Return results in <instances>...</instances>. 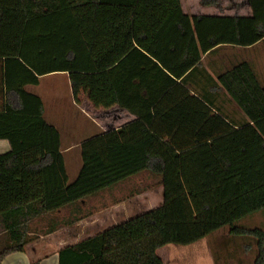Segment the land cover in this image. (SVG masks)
<instances>
[{
  "label": "trees",
  "instance_id": "16d2710c",
  "mask_svg": "<svg viewBox=\"0 0 264 264\" xmlns=\"http://www.w3.org/2000/svg\"><path fill=\"white\" fill-rule=\"evenodd\" d=\"M247 3L250 17H189L179 0H0V264L60 223L34 231L39 220L144 172L162 204L60 249L58 264H163L158 249L223 228L252 238L264 264V232L236 225L264 211V85L246 62L206 78L242 112L237 123L192 83L205 54L264 39V0ZM61 73L75 98L135 117L81 143L72 182L59 131L26 90Z\"/></svg>",
  "mask_w": 264,
  "mask_h": 264
},
{
  "label": "crops",
  "instance_id": "0c3cea01",
  "mask_svg": "<svg viewBox=\"0 0 264 264\" xmlns=\"http://www.w3.org/2000/svg\"><path fill=\"white\" fill-rule=\"evenodd\" d=\"M215 1H216L215 5L205 6L201 3V0H179L181 11L183 12L184 15H187L189 17H194V16L250 17L251 16V11L247 3V0H215ZM243 62L249 63L253 67V70L256 73L259 82L262 85H264V39L253 47L239 48V47L224 46L205 54L200 61V69H201L200 72H196L192 79V83L195 85L197 84L200 90H202L203 92H207L212 98L216 97V100H214V105L216 108L222 110V112L225 115H227L232 122H237V123H242L245 121L242 112L232 101H230L229 97L226 96L224 90H222L220 87H213L214 85L212 84L210 79L208 80L207 84L205 83L207 77L210 76V78L213 81H216L218 74L223 73L226 70L231 69L232 66ZM61 74H63V76H66L68 79V84L70 88L69 98L71 101L70 103L71 106L74 107L77 111H79L88 119L86 121L83 119L82 122L83 124L87 125V123H90L93 126L91 130H89L88 133L85 135L86 137L84 139L74 143L70 141H65V143L63 144L60 135L61 152L63 154L66 172L68 174L69 170H71V172L78 174V170L80 169L81 166L80 154H79V147L81 143L100 133L107 132L109 130H116L124 125H127L132 121H134L135 117L128 114L124 110L118 108L117 105L112 106L108 109L94 108L88 102L86 97L85 99L80 98L82 92L79 93L78 96L75 98L73 96L72 87L69 82V74L68 73H61ZM55 75L57 76L60 74L44 76L40 79V83L41 80H43L44 78H48L50 76H55ZM31 88L32 87H26V90L30 91ZM43 107H44L43 116L45 118L46 110L44 103H43ZM88 113L92 115L94 118H91L88 115ZM45 120L47 121L46 118ZM47 122L53 125L49 121ZM67 123L70 122L68 121ZM8 150H9L8 143L6 141H0V154H4L8 152ZM75 178L76 176L74 177V179ZM68 181L72 182L69 176H68ZM139 196L140 195L138 194L134 195V197L136 198ZM86 205H87L86 200H83L78 203L79 209L78 207L67 208V215H66L67 217L65 222H69L72 220L74 221L73 223L64 224V221H58L60 223L59 226L56 228V230L47 234H41V233L36 234L37 238L31 241L30 243H28L25 246L23 252L11 253L7 255L1 261V264H33L36 262L37 264H58L57 253L60 249L81 241L82 239L79 241L76 240H78L79 236L85 234L84 232L86 228L85 226L91 227L92 229L93 226L100 225L103 222L106 221L113 222L112 220L115 219V213H116L115 209L117 210L120 209V207H122L123 204L116 203V204H108L107 206L101 205L97 210L96 209L91 210L87 208L89 212H85ZM62 210H59L57 212L60 213ZM43 219L44 220L42 222H40L42 220L41 219L36 223L34 231H39L44 229L45 223L48 226H50V224L52 225L54 222H57V221H53V218H49V216H46ZM60 230H63L64 237H68L70 235L69 237H72L74 239L75 236V238L77 239L70 243L64 240L56 239V236L58 235V233H60L59 232ZM211 235H214V233ZM217 247H219L221 252L224 246L217 245ZM209 248L212 250L213 248H216V246L209 245ZM220 258L222 260L226 258L229 259L231 257H226V255H223Z\"/></svg>",
  "mask_w": 264,
  "mask_h": 264
},
{
  "label": "rangeland",
  "instance_id": "374dc122",
  "mask_svg": "<svg viewBox=\"0 0 264 264\" xmlns=\"http://www.w3.org/2000/svg\"><path fill=\"white\" fill-rule=\"evenodd\" d=\"M29 92L42 99L46 110L45 118L57 127L63 144L65 141L72 143L81 141L93 127L90 123H87V125L83 124V119L85 121L88 119L71 106L68 79L63 74L44 78L39 86L36 88L32 87ZM85 97L87 99V95L83 91L80 98L85 99ZM88 115L94 118L89 113ZM68 121L70 123H67ZM67 175L71 181L77 176L71 170H69ZM135 194L140 196L136 198L134 197ZM162 200L163 193L158 178L144 172L86 199L85 212H89L88 209L97 210L101 205L107 206L108 204L122 203L123 205L120 209H115L116 213L115 219L112 220L113 222L106 221L100 225L93 226L92 229L85 226V234L79 236L78 240H76L75 236L74 239L69 237L70 235L64 237L63 230H60L56 239L64 240L68 243L86 239L114 225L159 207L162 204ZM66 215L67 209H63L60 213L49 215V218H53V221H65ZM236 225L249 229H260L264 232V211L247 217ZM46 227L48 225L45 223ZM34 234L37 236L36 232ZM209 245H215L216 248L211 250ZM217 245L224 246L221 252ZM223 255L231 258L221 260L220 257ZM257 255V247L252 238L231 237L228 228L220 229L214 235L187 246L169 244L157 250V256L162 260L163 264H254Z\"/></svg>",
  "mask_w": 264,
  "mask_h": 264
}]
</instances>
